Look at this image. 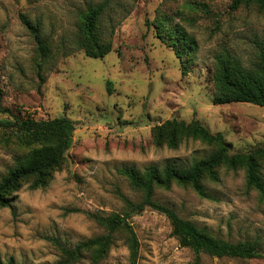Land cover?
Returning a JSON list of instances; mask_svg holds the SVG:
<instances>
[{
  "label": "rangeland",
  "instance_id": "obj_1",
  "mask_svg": "<svg viewBox=\"0 0 264 264\" xmlns=\"http://www.w3.org/2000/svg\"><path fill=\"white\" fill-rule=\"evenodd\" d=\"M233 2L0 0V108L6 111H0V122L68 117L76 123L73 146L49 186L33 190L25 181L13 208L0 209L3 262L55 264L61 248L104 234L94 217L123 214L125 199H143L124 169L188 168L215 151L193 139L175 150L157 147L153 128L168 120H196L224 135L230 155L264 148V108L213 102L219 58L230 56L251 69L264 53V9H233ZM101 3L108 4L100 24L112 52L94 59L69 50L80 39L81 15ZM22 15L41 24L47 59L40 57ZM160 25L194 40L191 54L179 59L160 37ZM28 152L11 130L0 128V180ZM219 175V182H204L208 198L174 183L169 190L156 188L155 200L225 241L258 243L262 254H203L202 264H264V197L248 188L243 169L223 167ZM129 221L140 242L136 264H192L193 251L180 246L165 215L147 208ZM78 264H90L89 256ZM102 264H132L124 233L116 235Z\"/></svg>",
  "mask_w": 264,
  "mask_h": 264
},
{
  "label": "trees",
  "instance_id": "obj_2",
  "mask_svg": "<svg viewBox=\"0 0 264 264\" xmlns=\"http://www.w3.org/2000/svg\"><path fill=\"white\" fill-rule=\"evenodd\" d=\"M233 9L242 5H256L264 9V0H233ZM107 3L91 6L81 15L80 39L70 44L69 50L84 51L94 59H103L109 55L113 46L105 41L101 31V18L107 8ZM21 22L29 31L37 44L42 59H47L50 47L43 36L41 24L32 22L28 17L21 16ZM163 29L166 34L163 35ZM159 35L174 49L179 59L191 54L194 40L180 29L169 30L163 25L158 27ZM166 36V38H165ZM74 52V51H72ZM216 93L214 105L231 103H247L264 108V53L257 65L248 69L238 60L230 56L218 59L215 73ZM0 111L1 108H0ZM6 112V111H2ZM10 113L9 111H7ZM0 128L13 132L17 143L29 152L17 161L9 173L0 180V209L13 208L25 181H31L33 190L45 189L66 159V155L74 143L76 123L68 117H58L46 121L34 119H16L14 122H0ZM154 143L157 147L167 146L178 149L184 140H199L215 151L208 157L196 160L190 167L184 168L166 165L163 168L152 166L145 171L136 168H126L123 174L131 186L143 193V199L132 202L125 199L126 211L123 214L114 213L110 216L94 217L96 222L105 229V233L73 248H61L62 256L55 264H78L88 255L90 264H102L114 245L116 235L124 233L131 253L132 264H136L139 256L140 242L134 231L130 218L151 208L165 215L172 226V235L177 238L183 248H189L194 253L192 264H202V255L214 258L252 259L261 257L258 243H232L212 235L206 229L182 218L177 212L155 200L156 188L169 190L175 183L183 187H191L199 196L208 198L204 182H219V171L226 167L235 171L243 169L247 175L249 189L258 191L264 197V148L248 154L230 155V145L222 134H212L198 121L187 123L172 119L153 128ZM0 264H17L9 259Z\"/></svg>",
  "mask_w": 264,
  "mask_h": 264
}]
</instances>
